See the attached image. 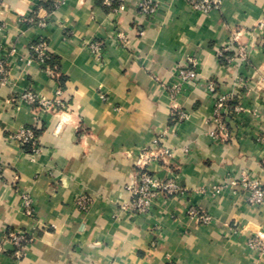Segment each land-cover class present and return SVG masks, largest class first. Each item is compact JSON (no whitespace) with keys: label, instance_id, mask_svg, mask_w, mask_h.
I'll list each match as a JSON object with an SVG mask.
<instances>
[{"label":"crops","instance_id":"1","mask_svg":"<svg viewBox=\"0 0 264 264\" xmlns=\"http://www.w3.org/2000/svg\"><path fill=\"white\" fill-rule=\"evenodd\" d=\"M109 1L0 0V237L20 230L33 238L19 259L5 247L0 264H264V250L249 244L264 242V205H251L240 185L264 184V0H222L208 14L187 0H154L149 18L138 14L140 0ZM39 38L64 79L66 110L12 101L28 89L54 97L56 79L29 50ZM92 40L103 42L101 61L85 47ZM229 41L231 55L220 57ZM190 61L197 80L172 94ZM209 81L242 109L226 116L218 141L209 135ZM179 112L187 119L177 122ZM31 127L39 131L36 153L13 138ZM155 145L170 156L151 172L173 175L184 191L135 215L122 209L137 184L135 161ZM78 197L89 199L86 210ZM191 206L211 222L188 218Z\"/></svg>","mask_w":264,"mask_h":264},{"label":"built area","instance_id":"2","mask_svg":"<svg viewBox=\"0 0 264 264\" xmlns=\"http://www.w3.org/2000/svg\"><path fill=\"white\" fill-rule=\"evenodd\" d=\"M113 0L108 2L111 4ZM191 10L199 13L208 14L212 11L220 8L222 0H187ZM158 5L154 0H140L137 5L138 14L143 18H149L156 13ZM114 11L118 9H113ZM28 22L32 23L33 17L27 19ZM46 22L41 20L37 22L39 27H44ZM116 39L120 42L127 43L126 36L121 33H116ZM236 39V35L232 38V41ZM227 42L220 50L219 56L223 57L226 53L231 50L233 42ZM87 51L98 61H101L104 57L103 42L98 40H92L85 44ZM32 53V58L36 61L44 71L52 78L56 79L58 86L56 87L53 99H46L38 96L31 89L20 93L16 97H13L14 103H25L31 107L40 110H66L68 109V101L62 97L63 86L58 81V73L56 68L50 64L53 57L52 53L48 49V42L39 38L34 41L29 48ZM227 61H234L235 57H226ZM6 75V59L3 56L2 47L0 45V84L4 81ZM178 77L180 82L176 85L169 87V91L172 94L177 93L180 90V84H186L189 82H195L197 80V73L194 68V63L190 61L187 65L181 67L178 70ZM207 91L210 95V99L213 105V116L211 118L210 137L218 141L219 137L226 136V116L231 112H239L242 110L238 106H232L233 96L230 92L225 89H221L214 81L206 83ZM103 99H105L103 97ZM188 115L184 112L177 114V122H181L187 119ZM13 138L18 140L20 145L30 144L32 152L36 153L39 151L38 137L35 136L31 128L20 129L18 133L13 135ZM170 156L169 151L158 147H150L139 153L138 159L135 161L137 184L131 187V198L130 201L122 207L123 210L129 211L132 214H148L152 211L155 199L159 196L166 198L174 197L184 191L176 178L173 175H169L163 179H160L153 175L151 167L157 165L160 160L164 157ZM235 185V183H231ZM240 185L248 193V202L251 205L261 206L264 205V184L257 183L254 181H248L243 179ZM227 185H218L213 187L212 191L214 194L222 192ZM89 203V199L85 197H78L75 205L81 210H86ZM22 204L24 212L28 216L33 215L31 209V203L29 198L25 195L22 196ZM188 218L194 220L196 223L206 225L211 222L212 216L202 209L197 207H189L186 211ZM33 241V238L24 231L11 230L6 233L5 236L0 237V253H5V246L10 245L14 248L13 257L19 259L24 249ZM249 244L255 248L264 250V242L261 239H251ZM177 264V263H169Z\"/></svg>","mask_w":264,"mask_h":264},{"label":"trees","instance_id":"3","mask_svg":"<svg viewBox=\"0 0 264 264\" xmlns=\"http://www.w3.org/2000/svg\"><path fill=\"white\" fill-rule=\"evenodd\" d=\"M226 55H231V54L230 53H226ZM50 64L56 68V72H57L58 67H57V64H56V58L54 56L52 57V59L50 61ZM58 81L63 86L64 79L62 78V76L59 75ZM31 129H32L33 133L35 134V136L38 137L39 136V131L35 127L34 128L31 127ZM23 149L26 152H30L31 151V145L30 144H26V145H24Z\"/></svg>","mask_w":264,"mask_h":264},{"label":"water","instance_id":"4","mask_svg":"<svg viewBox=\"0 0 264 264\" xmlns=\"http://www.w3.org/2000/svg\"><path fill=\"white\" fill-rule=\"evenodd\" d=\"M5 247H6V248H7V247L10 248V245H6Z\"/></svg>","mask_w":264,"mask_h":264}]
</instances>
